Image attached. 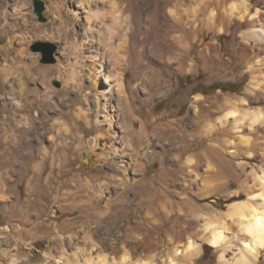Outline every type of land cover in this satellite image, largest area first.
I'll list each match as a JSON object with an SVG mask.
<instances>
[{"label":"rangeland","instance_id":"obj_1","mask_svg":"<svg viewBox=\"0 0 264 264\" xmlns=\"http://www.w3.org/2000/svg\"><path fill=\"white\" fill-rule=\"evenodd\" d=\"M41 1L45 22L34 13V0H0V264H119L126 254L132 264H168L169 257L183 264H219L222 250L206 242L205 226L219 223L230 204L248 197L237 194L241 183H252L251 174L264 159L227 153L225 140L238 142L230 126L213 136H204L199 127L215 123L227 110V99L248 98L253 77L263 72L264 42L250 32L264 30V0ZM245 3L248 13L259 10V22L231 15L232 7ZM59 25H77L82 34L95 31V42L105 35L104 25L124 26L131 65L122 63L127 96L124 111L114 96L108 118L113 120L103 123V115L93 113L86 101L62 107L64 115H59L56 106L74 96L67 95L63 74H53L47 86L39 76L19 77L18 67L23 72L33 58L38 67L71 68L63 63L66 42L50 33ZM136 35L144 37L147 55H141ZM172 36L185 39L190 52L186 65L177 69L175 64L167 73L162 61L168 55L157 47ZM85 64L89 68L91 62ZM104 68L98 64L86 74L89 83L103 76L98 83L107 94L116 89L109 78L115 73ZM139 72L153 73L160 83L153 96L142 91L149 90L147 82L139 92L133 90ZM262 88L257 89L262 95L253 94L248 105L240 106L242 114L264 113ZM195 107L206 123L197 125ZM78 108L92 112L91 126L103 129L95 151L90 146L96 133L76 117ZM26 127L31 128L21 135ZM65 127L73 135L66 136ZM260 136L264 143V133ZM213 142L226 152V164L212 162L214 167L205 158ZM192 154L198 163L188 169L185 162ZM210 185L213 195H197ZM226 225L230 234L237 233L236 224ZM188 242L201 251L183 260L176 250H185ZM232 256L227 255L228 264H234ZM258 264H264V251Z\"/></svg>","mask_w":264,"mask_h":264},{"label":"bare ground","instance_id":"obj_2","mask_svg":"<svg viewBox=\"0 0 264 264\" xmlns=\"http://www.w3.org/2000/svg\"><path fill=\"white\" fill-rule=\"evenodd\" d=\"M240 7L237 6L232 7L231 15L237 17L240 16L241 18L249 15L247 16V18L250 22H259L257 20L259 18L258 9L257 10L253 9V11L251 12L249 11L250 13H248V10L250 8L248 6V3L247 4L245 3L242 8ZM164 13L166 14V12ZM169 18L171 19V17ZM164 20L166 22L165 25H170V22L166 17H164ZM165 25L162 24L159 25L156 32H159L160 28ZM67 26H69L70 28L67 29L66 28ZM76 26L77 25H59L56 29L53 30L51 29L50 32V33L56 32L57 35L59 36L58 38L66 42L65 44H67V46L63 50V54L66 57L63 63L67 62V65H69V67L71 66V68L62 69L60 66L57 65L46 68L38 67L36 66V59L33 58L31 65L25 64V66L22 67L23 72L21 71V67H18V70L22 73V75H19V77L25 78L26 76L27 78H30V77L39 76L42 79L43 84L47 86L53 74L59 73L65 75L67 77L66 79L67 87H65L66 93L67 95H70V92H73L74 96L70 98L68 102L62 103V105L60 106H56L57 108H59V110L57 109L59 115L61 114L64 115V111L62 107L66 106L67 108L70 109L71 107L78 104H82L83 102L86 101L89 102V105H91V109L93 113L95 111L96 113H98L97 114L98 116L103 115L102 116L104 120L103 123L104 122L106 123L107 121L114 119V118L108 119L110 114V103L113 101L114 96L116 95L118 96L119 106L123 109V111L125 108V100L127 93L124 88L122 63L125 62L127 66L131 65L130 62L126 59V53H125V51L128 50L126 44L129 45L128 44L129 42L126 37L127 32L125 33V29L123 25H108V26L104 25L103 30L105 32V35L103 33V37L97 39V41L95 42L91 37L95 31L94 32L87 31L82 34L81 32H77ZM80 29H81L80 31H84V28L81 25H80ZM135 29L136 27H134L133 31ZM150 29H151V25H146V30L148 32ZM250 33L252 38L256 39L257 41L264 42V30L262 28H255L253 32ZM33 35L34 36L37 35V31H34ZM246 36H250V35H246ZM51 37L55 38L53 34ZM82 38L84 40L86 39L87 42L86 40L84 41ZM148 38L149 39L151 38V33L148 34L146 33V39ZM117 40L119 41V43L115 44ZM182 41L177 40L174 36H172L170 41H162L158 43L159 46L157 47V49L165 50V52L168 55L167 59L164 62L162 61L163 69L167 73H171L173 71L175 64H177V69H180L188 62L190 48L188 46L187 41H185L184 43ZM137 44L141 46L140 49L141 55H145L147 49H146V45H144L143 36H137ZM150 53L153 52L150 51ZM87 62H91L89 68H85L86 67L85 63ZM98 64H100V67H105V68L107 67L106 70L108 68L111 69L112 67L111 69L112 73L113 72L115 73L113 75H109V78L111 77L114 78V81L116 82L115 85L116 89H111L109 92H107V94L98 83V79H101L103 76H99L97 81L94 80V82L89 83L92 81L90 77L91 75L89 74L88 76L86 74L87 72L90 73V71ZM259 71L260 69L257 70L255 73L257 72L259 73ZM262 71L263 72L261 74L259 75L256 74L253 77L252 83H250V87L247 90V95L249 97L253 94L256 96L262 95L257 93V89H261L262 85L264 84V70ZM86 76L89 78L87 84L85 83ZM22 80L20 81L22 82ZM146 82L148 83V87H149L148 91L142 90V87H144ZM159 87H160V83L155 79L153 73L152 76H149L147 72H142V73L139 72L137 75H135L133 90L135 89L137 90V92H139V90H142L146 95L151 96L153 92L156 91L157 88ZM86 90L89 91L88 94H85ZM84 94L86 100L81 99V96ZM248 98L242 97L236 100L227 99L225 101L227 110L224 112V114L222 116H219L215 123L209 122L208 124L199 128L201 129L204 128L203 132H201L202 134H204V136H208V135L213 136L215 131L221 129L223 130L226 127L228 128L230 126L231 130L238 135V142H236L233 139H228V140L226 139L225 144L229 149L227 153H229L232 157L235 158L238 156H246L248 159H255L259 157L264 159V143L260 139L261 133H264V113L245 112L242 114L240 110L241 108L240 106H244V104L247 103ZM21 105L22 104H18V103L16 104L17 107L19 106L18 109L19 113L23 112V107H21ZM200 111L201 110L196 108V113L194 117L197 125L201 124L202 121H205V123L208 121L207 117H205L204 120V117L202 116V114H200L201 113ZM93 113L88 112L87 110L85 111L83 108H78V111L75 114L79 120H82L83 122L87 123L88 126L95 131L96 135L93 138V144H91L90 146L92 151H95V147H97L98 144L101 143V140L105 136H103L104 132L100 126L99 127L91 126L93 121ZM28 120L29 119L27 118L26 122L21 124H27ZM100 123H102V121ZM101 126H103V124ZM30 128L31 127L21 128L22 131L21 135H25V132ZM106 130H107V134L111 133V131H109L108 129ZM246 130L250 131L249 134H244ZM63 132L66 136L73 135L71 134V131H69L66 127L64 128ZM174 136L171 137L175 138ZM181 136H183L182 133L179 135V137ZM171 139L172 138L166 140L171 141ZM189 140H191V137ZM80 141L82 142L83 140ZM260 142L263 144H261ZM177 143H179V139ZM212 144H213L212 150L210 152L204 153L205 158H207L211 162V164H213L212 162H214L215 164L217 163L216 165L226 164L227 158H225L224 155L226 154V152H224L220 147V145H218L217 143L213 142ZM187 145L188 142L184 146L186 147ZM196 158L197 156H194L193 154L189 156L187 162H185L186 165L188 166V169L194 167L198 163ZM87 164L94 166L95 162L87 161ZM209 169L210 167L208 168V170ZM251 176L253 178L252 183L248 182L247 180L245 181L243 180L244 182H242L241 183L242 185L240 186L241 191L238 193L235 192L237 194L246 193L248 197L244 200H240L230 204L227 210L225 212H222L223 215L219 219V223L218 222L214 223L212 221L213 222L212 224L208 223V225L205 226L206 242L212 247L220 248L222 250V253L219 257V264L229 263L230 259L227 258L228 254L233 255L231 258L234 264H258L259 254L262 251H264V166L261 167L260 170L254 169ZM214 188L215 187L212 185H210L209 187L200 188L197 192V195H199L202 198L210 197L211 195L214 194ZM226 221H231L232 223L236 224L237 233L233 232L230 234L229 232L230 227L226 225ZM199 246H197L192 242H188L185 250L183 249L181 251L180 249H177L175 255L178 256L184 254L183 260L185 259L187 260V258L189 259L190 257L196 256L198 253H200L201 250ZM173 258L174 257L172 258L169 257L168 264H183V261L182 263L181 261L176 262L175 259ZM101 261L102 260H100V262ZM119 264H132V257L129 254L124 255ZM152 264H155V260H152Z\"/></svg>","mask_w":264,"mask_h":264},{"label":"water","instance_id":"obj_3","mask_svg":"<svg viewBox=\"0 0 264 264\" xmlns=\"http://www.w3.org/2000/svg\"><path fill=\"white\" fill-rule=\"evenodd\" d=\"M33 5H34V13L37 15L39 21L45 22L46 19L43 16V12L45 9L44 3L41 0H34Z\"/></svg>","mask_w":264,"mask_h":264}]
</instances>
